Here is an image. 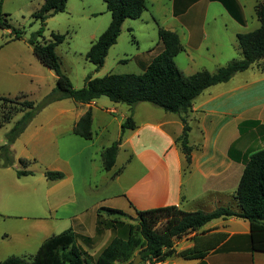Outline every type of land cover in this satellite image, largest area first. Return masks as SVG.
Segmentation results:
<instances>
[{
    "label": "crops",
    "instance_id": "1",
    "mask_svg": "<svg viewBox=\"0 0 264 264\" xmlns=\"http://www.w3.org/2000/svg\"><path fill=\"white\" fill-rule=\"evenodd\" d=\"M204 2L207 0L194 1L189 7V12L182 18L174 16L177 23L172 29H168L176 32L181 29L186 34L187 45L182 44L184 51L181 53L185 54L187 59L185 67L181 69L186 75H193L198 71L211 73L221 67V64L212 63L215 61L217 46L211 47L205 43L204 28L208 18L205 17L206 14L198 13L202 12L198 7ZM209 6L208 4L207 7ZM230 18L242 28H248L234 17ZM216 20V17L213 18L214 23ZM225 21L229 24L233 23L227 17ZM216 29L219 30L218 27ZM237 30L236 39L238 34H242L240 28ZM231 45L232 49L229 53L223 51L228 62L242 58L238 44L233 42ZM162 49L157 52L151 49L152 54L148 59L139 62L143 72ZM179 56L180 54L176 57V61ZM208 57H214L213 61ZM64 101L55 102L46 108H56L50 115L53 116L52 120L57 126L50 132L43 133L44 137L35 145H40L41 142L51 155L50 146L55 137H58L62 141L59 142L58 147L66 150L65 155H70L66 164L71 166L70 162L74 161L76 156V153L72 155L70 152L73 150L71 142L80 144L82 150L89 149L90 161L95 166L94 174L98 172L102 174L96 178L92 175L84 189L94 203L90 207L78 208L69 196L75 193L72 185L74 174L71 171H64L62 169L64 160L60 162L62 157L59 154L54 155L53 165L48 170L60 171L64 173V178L49 182L44 176L45 180L40 179V181L44 180L42 184L47 188L44 196L40 194V189H35L33 193L25 191L22 195H26L27 198L40 195L43 208L48 210V215L43 218L40 216L28 218L31 222L27 223L35 229V232L39 231L43 236L36 241V246L34 243V248L40 247L48 238L65 230H74L72 225L74 220L83 221L80 222L81 230L93 237L98 217H106L105 209H114L125 214H131L134 210L144 211L168 206H176L185 212H213L221 207L239 210L235 194L245 166L253 153L264 150V72L257 64L247 71L237 73L230 81L205 90L193 101L188 114L182 116L165 112L158 107L153 108L149 103L125 107L121 105L122 103L108 102L100 98L90 104L75 102V106L69 107ZM88 110H91L93 115V139L88 141L81 138L86 142L81 144L77 138H72H80L73 133V129ZM118 114L121 118L116 116ZM129 115L133 117L136 128L127 129L123 133L116 164L112 170L105 171L102 153L120 138L122 125ZM184 116L191 128L188 137L189 146L192 148L191 163L187 162L178 141L183 133L182 117ZM35 121L36 119L31 122L11 147L12 153L14 147L28 136V131ZM114 122L119 130L117 139L101 141ZM96 126L101 130L98 134L95 132ZM100 133L104 135L102 139ZM122 151L128 154V158L119 167ZM24 160L28 163L33 161ZM18 171L22 170L0 165V220L2 221L17 215V210L13 206L15 198L8 195L11 183L24 188L25 179L33 176L18 177ZM26 171L31 170L28 167ZM28 204L31 206L30 203ZM62 209L68 210L61 213ZM87 215L89 216L87 221H91L89 224L84 223ZM69 225L70 228L65 229ZM86 228H90L92 233H87ZM109 234L112 235V231L107 230L104 238L106 239ZM10 235L8 232L0 233V243L4 245V241H10ZM105 239L92 246H85V250L89 253ZM175 249L177 253L196 249L205 256L193 260L174 256L159 264H264V253L252 251L250 223L240 218L214 220L186 234L175 244ZM35 252L36 250H33L27 255ZM12 256L6 254V259Z\"/></svg>",
    "mask_w": 264,
    "mask_h": 264
},
{
    "label": "trees",
    "instance_id": "2",
    "mask_svg": "<svg viewBox=\"0 0 264 264\" xmlns=\"http://www.w3.org/2000/svg\"><path fill=\"white\" fill-rule=\"evenodd\" d=\"M4 0H0L2 7ZM68 0H45L41 9L33 14V18L41 22L42 27L33 34L29 43L33 53L40 63L56 74V87L45 99L36 104L25 99L21 105L23 115L17 120L6 134L7 143L0 146L4 152L3 167L14 164L11 147L26 131L34 118L51 104L71 99L76 103L90 104L96 99L107 97L114 103L126 104L134 107L140 103H150L165 112L187 115L192 108L193 101L205 90L212 86L230 81L237 73L247 71L257 64L264 72V1L256 8V15L260 22L259 28L254 31L238 34V46L242 53L241 59H235L228 65L218 69L216 73L209 71L186 75L176 64V57L184 51L180 36L171 30L159 28V41L162 52L153 59L151 64L141 75L136 74H109L101 78L87 77L81 89H75L69 77L62 71L56 48L65 41V35L52 33L53 42L40 43L47 21L64 13ZM111 13L112 20L108 29L92 43L87 59L95 65L96 70L103 68L110 49L117 44L122 27L127 19H140L146 11L144 0H105ZM227 10L238 22L244 24V19L238 17L240 7L234 9L231 4H225ZM0 28L12 29L15 40L21 38V32L12 27L9 21L4 20L0 13ZM2 99V98H0ZM5 99V98H4ZM10 100H8L9 102ZM14 113L7 112L0 117V127L10 123ZM183 133L178 141L181 144L188 163H191L192 148L189 146V132L191 128L186 117H182ZM93 115L88 110L73 129V133L85 140L93 139ZM136 128L133 117L130 116L122 125L120 138L102 153L103 167L110 171L116 164L119 149L122 144L123 133ZM1 159V156H0ZM20 164L28 167V161L21 160ZM18 177L33 175L31 171H18ZM49 181L64 178L60 171H45ZM237 207H221L213 212H185L176 206H168L151 210H134L138 219L139 231L145 241L140 258L150 264L165 262L168 258L178 256L185 260L204 258V254L196 249H189L177 253L175 244L186 234L198 230L217 219L240 218L247 220L251 226L252 251L264 253V150L257 151L248 160L238 190L235 194ZM106 217H98V229L102 235L105 230L125 229L119 219L127 216L114 209H105ZM113 217V218H112ZM165 220L162 229L158 225ZM129 227L128 236L131 233ZM87 246H92V239L85 240ZM139 242L133 243L131 237L126 239L118 236L104 248L96 260L83 247L77 244L76 233L72 229L47 239L38 252L31 256L30 262L22 257H10L0 264H134L131 261L133 249ZM136 259V258H135Z\"/></svg>",
    "mask_w": 264,
    "mask_h": 264
},
{
    "label": "rangeland",
    "instance_id": "3",
    "mask_svg": "<svg viewBox=\"0 0 264 264\" xmlns=\"http://www.w3.org/2000/svg\"><path fill=\"white\" fill-rule=\"evenodd\" d=\"M144 1L146 4V11L140 19L126 20L117 44L110 49L105 64L99 71H97L95 65L87 59V54L91 49L92 43L99 39L111 23L112 16L107 8L105 0H68L66 11L51 17L47 21L43 35L38 39V42L42 44L53 42L52 33L65 35L66 39L56 48V53L59 57L62 71L69 77L75 89L83 88L85 80L89 76L101 78L109 74L141 75L144 72L139 62L148 59V56L152 54L151 49L157 52L162 48L161 43L160 46H158L160 42L158 34L159 28L172 29L177 23L174 16L179 19L182 18L183 15L189 12L191 4L198 0ZM262 1L264 0H207V2H204L198 7L202 11L198 13H202L201 15L206 14L205 17L208 18V23L205 24L204 28L206 34L205 43L211 45V47L217 46L215 61L212 59L214 57H208L212 59L214 65L221 64V67H224L232 62L227 61L225 52L227 51L229 53V50L232 49L231 44L233 42L238 44V39L235 38L238 28L242 30L241 33H247L260 26V22L256 15V8ZM44 3L45 0H4L2 7L0 5L1 17L9 21L13 28L21 32V38L15 40L12 29L0 28V98H2L0 99V117L7 114L9 111L14 113L11 122L0 127V146L7 143L6 134L24 113L21 103L27 99L39 104L56 87V74L40 63L34 55L33 48L29 43L33 34L42 27L41 22L33 18V14L39 11ZM208 4L210 5L209 7H207ZM225 4H231L234 9L238 7L241 8L238 11V17L244 19V24L247 25L248 28H242L230 18L232 15L227 10ZM215 17L217 19L216 23L213 22V18ZM226 17L233 23L229 24L225 21ZM216 27H218L219 30H217ZM180 30H178L179 32L174 30V32L180 36L182 44L187 45L186 34H184L185 32L183 30ZM205 50L206 49H203V51ZM176 62L180 70L183 69L185 67V62H187L185 54H180ZM196 65L199 66V64ZM218 69L211 73H216ZM8 100L10 101L8 102ZM102 100L111 102L107 97H102ZM64 102L69 107L75 106V102L71 99H65ZM121 105L127 107V105ZM150 106L156 108V106L152 104ZM45 109L34 118L36 121L29 129L28 136L24 138L22 143H18L14 147L13 153H10L14 160V164L10 167H15L23 171L29 167L34 173L33 176L25 179L24 188L17 187L13 183L9 186L10 192L8 195L11 198H15L13 206L17 210V215L15 216L16 218L5 219V221L0 220V233L8 232V234H11L10 241H4V245L0 243V253H2V255H0V261L2 259L5 261L4 259H6L7 254L8 256L13 255L12 257H22L30 262L32 259L31 256H34L42 246L34 248V243L36 246V241L43 236L39 234V231L35 232V229L27 222H31V220H28L31 216H40L41 218L47 216L48 210L45 207L43 208L40 195L39 197L33 195L29 198H27L26 195H22L25 194V191L33 193L35 189H40V194H42V196L45 195L47 188L42 184L45 180L44 172L50 171L48 168L53 165L52 160L54 155L59 154L62 157L60 162L64 160L65 163L62 165L64 171H71V173L74 174L72 185L75 193L69 195L73 203L77 205L74 206L78 208L85 206L90 207L94 203V200L89 199L91 196H88L84 192V189L90 182L92 175L96 178L102 173L98 172V174H94L95 166L90 161L91 154H89V149L85 148L82 150L80 144L78 145L72 141L71 148L73 150L70 152L72 155L76 153V156L75 159L72 158L74 161L70 162L71 166H68L66 161L70 158V155H65L66 150L58 147L59 142L62 143L61 139L58 137H55L53 144L50 146L49 150L52 152L51 155L41 142L40 145H35L36 142L41 141L44 137L43 133H48L57 126L56 122L52 120L53 116L50 115L56 108L54 109V107H51ZM116 116L121 118L120 114ZM130 116L131 115L128 117ZM58 122L60 123L61 121ZM63 126L65 127L66 125ZM96 128L95 132L98 134L101 130L98 129V126H96ZM118 132L119 130L117 129L116 122H114L109 126V130L105 133V136L102 135V133H100L99 136H101V139L102 136H104L101 141L106 139H117ZM72 138H77L78 142L86 144L81 137ZM0 156V165H3V150H0ZM127 158L128 154L122 151L118 166L120 167L123 165L127 161ZM24 159L33 160L28 163L30 165L27 168H24L19 163L21 160L24 161ZM41 178H44V180L40 181ZM50 187H52V185ZM28 203H30L31 206H29ZM67 210L68 209H62L60 212L63 213ZM85 219L84 223L89 224L91 222L87 221L89 219L88 215ZM113 220L127 225L123 226L125 229H117L116 231L109 230L110 232L112 231V235H107L106 239L104 237L107 230L103 231L102 235H100L101 231L98 229L97 223L95 225L96 230L94 236L90 237L81 230L82 226L80 222L83 221L79 222L78 220H74L72 225L74 227L73 231L76 233L77 244L85 249V246H87L85 240L87 238L92 239V243H98L105 239L104 242L96 245L93 247V250L89 252V254L93 256L91 260H96L98 254L106 248L115 237L121 236L125 238V240L131 237L133 243L139 242V246L133 249L131 261L140 257L145 241L139 231L138 219L135 211L131 214H127V216L123 218L120 217L119 219ZM165 222L166 221L163 220L158 225V229H162ZM129 227H131L132 230L130 236L127 234ZM68 228H70V225L65 229ZM85 231L87 233H92L90 228H86ZM33 250H36L34 254L27 255L32 253ZM138 264L150 263L142 259Z\"/></svg>",
    "mask_w": 264,
    "mask_h": 264
},
{
    "label": "water",
    "instance_id": "4",
    "mask_svg": "<svg viewBox=\"0 0 264 264\" xmlns=\"http://www.w3.org/2000/svg\"><path fill=\"white\" fill-rule=\"evenodd\" d=\"M142 259L140 257H137L135 260H134V264H138Z\"/></svg>",
    "mask_w": 264,
    "mask_h": 264
}]
</instances>
